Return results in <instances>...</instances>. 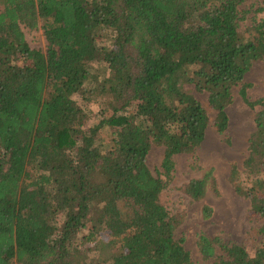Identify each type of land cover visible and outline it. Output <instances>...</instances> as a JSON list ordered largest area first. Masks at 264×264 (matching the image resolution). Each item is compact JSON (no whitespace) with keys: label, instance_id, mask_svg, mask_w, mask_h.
I'll list each match as a JSON object with an SVG mask.
<instances>
[{"label":"trees","instance_id":"1","mask_svg":"<svg viewBox=\"0 0 264 264\" xmlns=\"http://www.w3.org/2000/svg\"><path fill=\"white\" fill-rule=\"evenodd\" d=\"M245 1L0 0V264H193L161 201L166 182L147 166L163 148L168 179L174 157L204 142L209 118L188 86L207 95L221 136L235 88L260 108L230 181L264 219V99L243 84L264 60V18L245 39ZM23 26L42 30L44 52ZM77 99L103 100L94 125ZM210 190L211 170L183 189L194 201ZM258 233L253 256L205 236L197 245L209 264H264V224Z\"/></svg>","mask_w":264,"mask_h":264},{"label":"rangeland","instance_id":"2","mask_svg":"<svg viewBox=\"0 0 264 264\" xmlns=\"http://www.w3.org/2000/svg\"><path fill=\"white\" fill-rule=\"evenodd\" d=\"M258 8L264 9V0H246L240 7L246 18L239 30L247 40L254 38L252 26L264 18V12H256ZM21 29L31 49L41 52L46 50L41 29L24 26ZM243 84L250 101L264 99V60L252 65L244 76ZM238 89L233 90V102L226 109V136H221L214 126L215 112L208 105L207 95L197 93L191 86L186 87L209 118L204 142L193 154L174 157V169L168 179L161 169L163 148L152 147L147 156V166L152 175H159L166 182L161 201L178 221L175 238L181 240L193 264H209L198 249L197 242L201 236L217 239L225 245H242L250 256L254 255L261 240L258 230L264 224V219L252 215L248 200L236 194L234 183L230 181L231 168L235 166L241 169L242 162L248 155V139L255 128V115L260 110L259 107L250 109L245 105L238 95ZM77 104L85 111L87 125H94L99 118L98 111L103 106V100L99 99L94 105L84 99H77ZM98 135L105 144L109 143L110 129H103ZM207 170L212 171L215 190L208 191L204 199L194 201L184 193V186L191 180L200 178ZM204 206L210 207L212 211L208 218L202 215ZM79 243L81 249L90 247L83 245L81 240Z\"/></svg>","mask_w":264,"mask_h":264}]
</instances>
